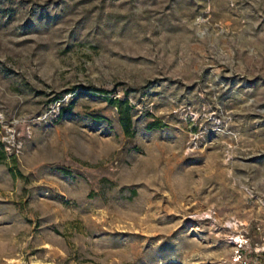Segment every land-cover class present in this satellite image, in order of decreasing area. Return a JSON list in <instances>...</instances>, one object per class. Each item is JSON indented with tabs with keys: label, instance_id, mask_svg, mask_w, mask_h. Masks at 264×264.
I'll return each mask as SVG.
<instances>
[{
	"label": "rangeland",
	"instance_id": "obj_1",
	"mask_svg": "<svg viewBox=\"0 0 264 264\" xmlns=\"http://www.w3.org/2000/svg\"><path fill=\"white\" fill-rule=\"evenodd\" d=\"M0 264H264V0H0Z\"/></svg>",
	"mask_w": 264,
	"mask_h": 264
}]
</instances>
